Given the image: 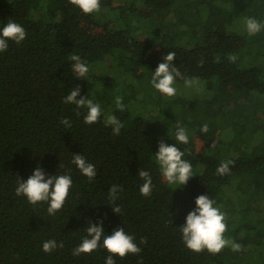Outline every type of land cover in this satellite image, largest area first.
<instances>
[{
  "label": "trees",
  "instance_id": "trees-1",
  "mask_svg": "<svg viewBox=\"0 0 264 264\" xmlns=\"http://www.w3.org/2000/svg\"><path fill=\"white\" fill-rule=\"evenodd\" d=\"M201 4L207 8L205 20L200 16ZM39 6L40 0H0V29L11 19L27 33L20 44L9 41L8 49L0 52V264H105L110 253L103 247L78 257L72 254L87 235L89 221L99 220L105 235L123 228L141 248L136 255L114 256L115 264H250L244 249L249 242H258L259 260L254 264H264V219L250 216L256 197L238 203L229 194V189L241 188L242 181L251 182L249 176L264 172V140L245 147L241 135L247 125L239 126L234 119L236 134L227 142L215 120L219 115L249 116L253 91H264V29L254 36L245 30L246 18L264 24V0H101V9L119 14V27L112 26L110 16L102 21L94 13L84 14L69 0H47L46 9L34 18L32 11ZM135 20L155 25V37L137 38L131 26L136 28ZM173 20L174 25L187 24L193 30L194 46L177 42L181 33L171 32ZM170 51L175 52L173 63L183 76L205 80L214 91L212 97L197 100L180 95L171 119L158 112L147 119L134 112L126 99L124 111L115 109L123 124L118 136L104 125V114L100 122L88 125L83 120L86 110L77 115L75 105L63 102L77 86L81 90L77 99L89 98L93 88L86 76L79 79L71 71V55L95 64L111 53L129 71L145 77ZM230 55L237 57L234 63L228 60ZM189 114L192 120L187 119ZM181 116V123L192 127L207 124L208 132H201L200 126L188 135V144H178L173 135ZM62 118L71 127L61 124ZM261 128L264 123L253 124L256 131ZM160 141L179 147L185 153L182 158L191 163L194 176L185 186L169 185L162 176L155 161ZM230 148L236 153L230 158L234 165L229 174L217 175ZM73 154L84 155L96 166L93 180L71 163ZM38 164L47 175L72 178L66 202L54 216L48 215L46 203L32 205L15 194L17 179H27ZM140 169L152 176L149 197L139 191ZM114 184L122 189L115 205L108 199ZM199 195L212 198L225 213L224 236L239 243L241 251L225 247L212 255L186 248L179 228ZM116 205L119 214L112 211ZM235 214H241L238 220ZM50 239L62 242L63 248L45 253L43 242Z\"/></svg>",
  "mask_w": 264,
  "mask_h": 264
},
{
  "label": "clouds",
  "instance_id": "clouds-1",
  "mask_svg": "<svg viewBox=\"0 0 264 264\" xmlns=\"http://www.w3.org/2000/svg\"><path fill=\"white\" fill-rule=\"evenodd\" d=\"M69 3L78 7L84 14L98 13L101 10V0H69ZM264 29V24L255 18H246L245 30L249 36H254ZM25 29L11 19L0 29V52H4L9 47V41L20 44L26 39ZM175 52H168L162 57L151 78V85L161 94L167 97H173L177 93L175 83L177 78L183 79L186 87H192L195 83L192 79H187L180 72L179 68L174 65ZM74 63L71 65V71L79 79L85 77L89 72L88 65L81 60L79 55H71L69 57ZM235 55L228 56L230 62H235ZM203 61H201V64ZM79 86L75 87L64 97L65 104L75 105L77 115H80L81 109L86 110L83 117L84 123L91 125L100 122L103 110L99 102L80 96ZM123 98L117 96L115 99L116 108L119 111L125 110ZM61 124L71 127V122L61 119ZM103 123L106 127L111 126L112 134L118 136L123 127L121 121L115 115H107ZM201 132H208V125L201 126ZM175 141L178 144H188L189 136L186 129L177 122ZM210 147H214L210 146ZM185 155L179 147L160 141L158 151L155 153V161L159 166V170L169 185L185 186L190 178L194 176L192 165L184 160ZM71 163L76 166L82 175L89 181L97 176V168L94 164L88 162L84 155L73 154ZM230 165H234V161H225L221 163L216 174L224 176L230 173ZM63 167V165H59ZM138 176L143 180V184L139 191L141 195L149 197L153 191L152 176L148 171L140 169ZM17 187L15 194L24 196L32 205L39 203L47 204V213L54 216L61 210L66 202L69 190L72 187V178L69 174L63 175H47L43 168L38 164L32 174L27 179H17ZM122 191L119 185H112L108 190V199L115 205L118 199V193ZM195 208L189 211L185 217V223L179 228L182 234V240L186 248L195 253H201L207 250L208 253L216 255L225 247H230L233 252L242 250V246L230 239H226L224 233L227 230L226 217L218 207H215V201L207 195H199L195 198ZM114 213L119 214L121 209L118 205L111 207ZM103 220L97 223L89 221L85 228L87 235L82 238V242L72 250L74 256L81 254H90L100 247L107 250L110 255L105 259V264H115L114 256L118 255L123 258L127 254H139L141 248L134 242V237L127 234L123 228H116L111 235H105L103 229ZM142 243L146 241H141ZM63 243H57L54 239L43 242L42 250L45 253H51L57 247L63 248Z\"/></svg>",
  "mask_w": 264,
  "mask_h": 264
},
{
  "label": "rangeland",
  "instance_id": "rangeland-1",
  "mask_svg": "<svg viewBox=\"0 0 264 264\" xmlns=\"http://www.w3.org/2000/svg\"><path fill=\"white\" fill-rule=\"evenodd\" d=\"M117 2H125L126 0H116ZM41 6L35 8L32 11V16L38 18L43 10L46 9L47 0H40ZM139 7H143L142 2H139ZM200 16L202 19L207 18V8L205 5L201 4ZM97 18L102 21L107 19V16L111 17V24L113 27L122 26V20L119 17V14L108 12L107 10L101 9L98 13H94ZM174 20L171 22L172 33L176 34L177 32L181 33L177 39V42L186 47H192L195 44V40L192 37L193 30L188 29L187 24L174 25ZM244 22V21H243ZM136 28L134 24L131 26L134 29V35L139 39H146L155 37L157 27L151 24L148 20L137 21L135 20ZM128 24V23H127ZM126 27V26H125ZM199 29V28H197ZM183 30H186L183 32ZM89 67V72L86 75V78L93 83V88L90 92L89 99H92L94 102H99L101 104L103 114L105 117L109 114L115 115V99L117 96L123 98V101L127 100L128 106L134 111L141 113L147 119H153V113L158 112L161 118L171 119L172 113L174 110L172 107L175 105L176 99L181 95L185 99H197L204 100L205 98H210L214 95V91L208 88V85L203 79H192L195 81L192 87H186L184 82L176 80L175 87L177 93L173 97H167L164 94H161L156 89H154L150 83L152 74H146L145 77H140L134 74L132 71H129L127 67L121 63L117 56L113 54H107L102 61L95 64H87ZM254 97L251 98V101L248 105L247 113L249 116L244 118L235 117H225L219 115L215 120L218 127L222 128V137L224 140L231 141L235 134L236 130L233 125V120L236 119L239 121V126L242 124L247 125V131L241 135V142L246 140L245 147L249 148L255 143H259L264 140V128L259 130L253 129L256 124L264 123V117L258 113L264 114V91L258 92L253 91ZM122 101V102H123ZM180 105L176 106L180 111ZM256 109V113L252 110ZM253 111V112H252ZM161 113V114H160ZM188 120H192L193 116L188 115ZM183 116L180 119H177V122L183 126L188 135H193L198 130V127L202 123L196 125L197 127H192L187 125V123H181ZM174 126V125H173ZM172 126V127H173ZM244 130V129H243ZM175 138V134L173 135ZM175 140V139H174ZM210 152H215V149L209 148ZM225 153L227 161L230 160L236 153L233 150L227 149ZM253 180L250 182H243L241 188L235 190L229 189V194L232 199L239 203V201H248L252 197H256L255 206L252 210L250 216L255 218L264 219V172L259 174L255 173L251 176ZM243 178V177H242ZM249 178V179H250ZM238 180H241L238 179ZM254 199V198H253ZM241 214H235L233 217L238 220ZM245 230L243 229L240 233V236L244 237ZM258 242H249L244 249L247 251L246 257L249 260L250 264H254L256 260H259V254L255 249H257ZM264 255V253H263Z\"/></svg>",
  "mask_w": 264,
  "mask_h": 264
}]
</instances>
